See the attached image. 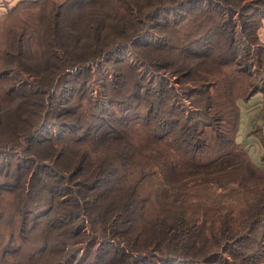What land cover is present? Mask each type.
Instances as JSON below:
<instances>
[{"label": "trees", "instance_id": "trees-1", "mask_svg": "<svg viewBox=\"0 0 264 264\" xmlns=\"http://www.w3.org/2000/svg\"><path fill=\"white\" fill-rule=\"evenodd\" d=\"M261 6L25 1L0 48V264H261L264 169L236 142L239 101L264 97Z\"/></svg>", "mask_w": 264, "mask_h": 264}, {"label": "rangeland", "instance_id": "rangeland-1", "mask_svg": "<svg viewBox=\"0 0 264 264\" xmlns=\"http://www.w3.org/2000/svg\"><path fill=\"white\" fill-rule=\"evenodd\" d=\"M29 0H10L9 3H6L5 5H0V48L3 47V44L6 43L7 40V34L6 30L9 29L11 26L16 27L19 25L24 24V2ZM9 4V5H8ZM261 20V26L259 27L257 31V37L260 43L264 44L263 35L259 36L261 33V30L263 28V21H264V6H261L258 8V13L254 18V21H257L260 23ZM261 37V38H260ZM29 52L32 54V57H40L41 52L36 48L35 46L31 45ZM118 60L121 62L128 61L133 65H136L135 60L133 59L132 55L129 53L123 52L120 57H118ZM192 60H188L190 63ZM213 62H217L213 58L211 59ZM247 61V60H246ZM39 63L33 64L32 62H29L27 65L30 67V69H42L41 66H38ZM194 63H191V66H194L195 69H199L198 66H196ZM106 69V68H102ZM209 69H215L213 67V63H210ZM143 72V76L146 81L149 80L150 83H153V86H157V84H162L166 86L170 92L175 91V103L185 111V114L188 116H193L195 111L189 101L187 99H184L182 94L180 93V84L174 76H170V72H162V71H155V70H149ZM106 76L110 78L111 80H114L115 71L110 67L109 70H106L105 72ZM109 73V74H108ZM263 80L261 81L264 84V77H261ZM103 83V82H101ZM101 83H91L88 85L90 87V95L92 96L93 100H95V103L100 105L102 104V96L100 93L102 92V86ZM101 97V98H100ZM261 264H264V261L261 262Z\"/></svg>", "mask_w": 264, "mask_h": 264}, {"label": "crops", "instance_id": "crops-1", "mask_svg": "<svg viewBox=\"0 0 264 264\" xmlns=\"http://www.w3.org/2000/svg\"><path fill=\"white\" fill-rule=\"evenodd\" d=\"M9 1L0 0V5L3 6L9 3ZM262 26L263 28L259 36L263 35L262 40H264V21ZM263 98L261 93H257L245 102L239 101L240 114L236 132V142L244 147L252 162L262 169H264V159L262 158L263 149L260 144V139L255 135H249V131L254 126H260L262 134H264V124L261 120V115L264 112Z\"/></svg>", "mask_w": 264, "mask_h": 264}]
</instances>
